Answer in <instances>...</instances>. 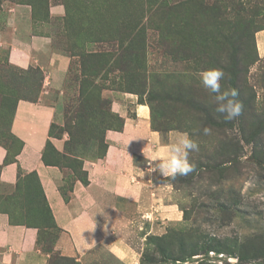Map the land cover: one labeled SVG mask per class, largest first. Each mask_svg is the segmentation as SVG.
Here are the masks:
<instances>
[{
	"label": "rangeland",
	"instance_id": "1",
	"mask_svg": "<svg viewBox=\"0 0 264 264\" xmlns=\"http://www.w3.org/2000/svg\"><path fill=\"white\" fill-rule=\"evenodd\" d=\"M262 35L264 0H0V143L14 144L8 125L18 98L51 105L50 136L64 148L49 143L45 155L64 171L67 194L72 179L85 177L87 151L102 156L106 131L121 130L131 105L144 104L162 140L188 132L199 151L188 175L149 169L156 200L140 202L123 234L136 264H264ZM41 36L70 60L60 86L45 92L38 67L7 59L14 37ZM208 68L225 72L222 91L237 90L236 119L215 111L197 75ZM30 220L48 223L43 210ZM43 236L49 246L57 232ZM94 257L124 264L106 250Z\"/></svg>",
	"mask_w": 264,
	"mask_h": 264
},
{
	"label": "crops",
	"instance_id": "2",
	"mask_svg": "<svg viewBox=\"0 0 264 264\" xmlns=\"http://www.w3.org/2000/svg\"><path fill=\"white\" fill-rule=\"evenodd\" d=\"M50 43V37H14L7 52L15 67L42 71V92L60 86L70 62L68 56L49 50ZM131 110L134 115H123L121 130L106 131L102 156L89 149L82 158L87 182L72 179L64 194V171L42 159L48 140L56 150L64 148L63 139L50 136L54 108L40 100H16L8 125L14 144L0 143V264H54V255L68 259L65 264H98L97 250L112 253L124 264L138 262L123 234L140 202L155 201L158 191L137 157L142 154L147 163L149 154L143 148L161 137L150 126L146 105H131ZM44 206L54 228L30 220L40 219ZM51 229L57 236L48 246L43 235Z\"/></svg>",
	"mask_w": 264,
	"mask_h": 264
},
{
	"label": "clouds",
	"instance_id": "3",
	"mask_svg": "<svg viewBox=\"0 0 264 264\" xmlns=\"http://www.w3.org/2000/svg\"><path fill=\"white\" fill-rule=\"evenodd\" d=\"M197 75L203 88L211 94L217 113L227 120H234L242 114L243 104L237 99V90L231 88L222 91L221 81L225 77L222 69L208 68L199 71ZM203 133L210 135L211 129L204 127ZM174 136L175 139L171 143L157 137L143 148H146L149 154L148 169H151V172L158 171L164 178L175 179L177 175H188L195 170V164L190 162L189 157L191 152L199 151L197 142L188 132L177 131ZM94 227L95 222L92 230Z\"/></svg>",
	"mask_w": 264,
	"mask_h": 264
},
{
	"label": "trees",
	"instance_id": "4",
	"mask_svg": "<svg viewBox=\"0 0 264 264\" xmlns=\"http://www.w3.org/2000/svg\"><path fill=\"white\" fill-rule=\"evenodd\" d=\"M208 117V116H207ZM221 118H223V117H221ZM227 120L225 119V122H226ZM218 124H221V123H215L214 125H218ZM223 125V124H222ZM52 126V125H51ZM50 130H51V128H50ZM49 143H51L49 140L47 141V143H46V146H45V148H44V151H43V154H42V159H43V161L46 163V164H52V165H56L55 164V162H51V161H49L47 158H46V155H45V152H46V148H47V146H48V144ZM76 178H79L80 180H82V182H87V178H86V172H85V177H76ZM69 190H70V187H69ZM41 211V210H40ZM43 211L46 213V215H47V222L48 223H46V226H49V227H53L54 228V226H53V224L51 223V221H50V217H49V215H48V210H47V208H46V206H44L43 207ZM57 256H54L53 257V259H52V263H54V264H59V262H60V264H65L67 261H68V259H65L64 257H59V259L61 260H57ZM63 260V261H62Z\"/></svg>",
	"mask_w": 264,
	"mask_h": 264
}]
</instances>
